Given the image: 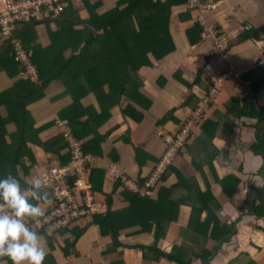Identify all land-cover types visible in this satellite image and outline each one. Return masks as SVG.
<instances>
[{"label":"crops","instance_id":"0c3cea01","mask_svg":"<svg viewBox=\"0 0 264 264\" xmlns=\"http://www.w3.org/2000/svg\"><path fill=\"white\" fill-rule=\"evenodd\" d=\"M109 7L111 6L103 3L97 12L104 13ZM189 9L186 4L173 7L170 31L175 49L157 64L166 82L161 87L156 82L157 76L148 75L147 69H142L138 74V79L142 81L139 92L145 99L142 104L135 99L131 100L134 107L132 109L139 111L136 119L123 114L120 104H104L103 108L94 93L84 96L80 104L76 105L79 112L74 114L75 124L71 129L81 132L86 128L81 134L84 143L94 136L104 137L100 150L106 156L115 150L119 159L99 158L98 167L101 172L96 174V180L100 191L93 193L86 189L82 192H92L97 202L95 212L77 219L61 235H51L36 228L47 252L43 264H172L158 250L167 253L179 251L180 247L190 244L193 237L201 238L195 231L186 233L193 212L189 203L180 205L177 219L168 224L166 233L158 240L155 250L150 248L156 243L154 229L141 232L139 225L133 224L131 218L122 224L116 240L110 234L101 233L94 221V215L106 213L108 210L122 215L121 212L130 205L128 192L108 173L109 168L116 167L140 186V182L150 176L164 153L165 145L161 133L175 132L181 124L206 106L205 122L193 129V136L188 141L193 150L189 152L186 149L176 159L161 187L172 189L178 186L171 199L185 195L187 184L182 183L179 186V173L187 181L198 182L204 193L210 191L214 198H223L224 187L217 182L212 167L209 166L215 156L213 165L221 179L234 175L241 180L239 188L233 191L232 198H229L221 210L214 212L215 220H220L226 229L229 225L233 229L231 235L220 241L223 246L216 256L218 261L215 264H264V217L259 218L255 213L257 194L264 190V154H257L253 150L258 141L259 121L239 115L240 108L236 106L238 102L242 106L245 100L256 99L264 107V85L254 93L251 83L243 78L244 74L264 64V38L258 41L239 40L243 33L253 27H264V0H217V6L207 14L209 23L222 35L220 41L224 44L223 49L214 40L204 39L203 33L200 41L189 43L187 30L198 21L199 15L195 10L189 13ZM37 30L43 41L48 33L47 26L39 25ZM4 45L0 39V57L8 58L9 53ZM46 45L43 42V46ZM0 65L3 64L0 62ZM14 82L6 71L0 70V93L11 88ZM213 91L216 92L213 94ZM105 92L108 93L107 88ZM233 99H237V104L230 110ZM107 100L108 98H104L103 101ZM73 101L62 82L54 81L45 90V96L28 107L43 142L52 143V140L61 137L62 132L57 122L67 121L63 114L70 109ZM125 101L123 97L121 104ZM110 105L113 106L107 112L105 109ZM3 109L0 108V112L4 113ZM209 121L214 122L216 127L212 156L201 152L200 144L195 143L196 138L203 133V126ZM7 131L12 136L16 134L17 127L14 123H9ZM59 144L62 141L58 140L46 152L42 147L28 143L34 151L36 162L31 166L28 159L25 161L26 166H30L26 175L21 170L25 180L40 176L43 170L53 164H60L61 156L58 157L52 151L57 150ZM96 148L92 150L95 151ZM136 149L142 150L139 157ZM60 152L63 155L67 151ZM90 156L93 160L94 155ZM80 178L87 182V173ZM143 186L144 184L140 187ZM160 188L158 186L152 194L145 196L158 199ZM74 194L81 198L78 190H74ZM108 197H111V206L108 204ZM38 203L46 210L52 200L49 202L45 198ZM208 217L209 210L206 209L198 219L205 222ZM119 223L120 221L117 222ZM213 225L215 222L211 223V228ZM229 239L232 241L225 246V241ZM0 264H9L6 257H0Z\"/></svg>","mask_w":264,"mask_h":264},{"label":"trees","instance_id":"16d2710c","mask_svg":"<svg viewBox=\"0 0 264 264\" xmlns=\"http://www.w3.org/2000/svg\"><path fill=\"white\" fill-rule=\"evenodd\" d=\"M105 1L73 0L70 6L60 14H50L41 18L34 17L19 24L16 35L21 40L29 61L35 66L36 75L25 73L23 62L16 61L14 58L15 52L11 41L9 39L2 40L9 56L8 58L0 57V62L3 64L0 65V70L6 71L8 77L15 82L11 88L0 93V108H4V113L0 112V177L8 174L14 175L21 180L23 186L27 187L24 184L26 178L21 175V170L25 172V175L27 174L30 168V166H26L27 159L31 162V166L36 162L34 151L28 143L32 146H40L49 152L50 147L60 140L62 144H59L58 149H52L58 157L61 156V162L58 164L66 165L71 162V154L63 135L52 140V143L50 141L43 142L35 127V121L28 111L31 104L45 96V90L54 81L62 82L66 93L70 94L74 100L70 109L63 114L70 127H74V114L79 112L76 105H79L86 95L94 93L103 108L104 104H120L123 114L136 119L139 111L132 109L134 107L131 105V100L135 99L142 104L145 99L139 92V88L142 86V81L140 78L138 79L140 71L147 69L148 75L157 76L156 82L161 87L166 82V78L160 74L157 64L175 49L170 31L173 7L188 4L190 0H113L111 7L100 14L97 10ZM188 8H190L189 13L192 10L198 13L195 6L191 5ZM42 24L48 28V33L43 41L37 30V27ZM202 33L203 26L199 20L195 21L187 30L186 36L189 43L195 44L200 41ZM219 36L222 35L219 33ZM263 38L264 27H253L243 33L239 40L258 41ZM43 42L47 43L46 47L43 46ZM243 78L246 82L251 83L252 91L257 93L264 85V64L244 74ZM106 88L108 93L105 92ZM123 97H125L126 103L124 102L122 105ZM104 98H108V100L104 102ZM236 104L237 99H233L229 109L233 110ZM112 106L106 107L105 110L108 112ZM236 106L240 108L239 113L241 114L239 115L258 119V141L253 146V150L257 154H264V107L256 99L245 100L242 106L238 102ZM9 123H14L17 127L16 134L12 136L7 131ZM73 129L74 136L82 143L84 155H94V158L85 165L87 182L83 181L79 175H75L68 177V185L72 187L73 191L78 190L80 195L86 189L96 193L100 191V185L96 180V174L101 172V168L98 167L99 158L111 160L112 158L119 159V157L115 150L109 156L100 150L102 149L100 143L104 137L94 136L93 139L84 143L81 134L86 131V128H83L81 132ZM215 132L214 122L205 123L203 133L195 140V143L200 144L201 152L212 156L211 148L214 147ZM192 136L191 133L188 141ZM188 141L179 156L186 149L189 152L193 150L192 145H188ZM92 148H96V150L93 151ZM59 149L67 152L61 155ZM140 152H142L141 149H136L137 157ZM214 158L215 156H213ZM213 159L209 162V166L212 167L217 182L224 187L225 196L223 198H214L210 191L204 193L198 182L187 181L178 173L179 186L186 183L187 192L181 197L171 199L178 186L172 187V189L161 187L171 171L170 167V171L163 175V180L159 185V188L161 187L159 197L156 200L149 196L132 193L118 180L117 183L128 192L129 207L121 212L122 215L114 213L113 210L96 213L94 215L95 223L103 235L110 234L117 240L122 224L133 218V224L139 225L141 232L154 229L156 243L150 248L155 250L158 240L165 235L168 224L177 219L180 205L189 203L193 212L186 233L195 231L202 237H193V241L180 247L179 251L170 253L158 251L172 264H199V262L208 264L209 258L216 252L218 243L233 233L230 225L226 229L220 220H215L214 212L224 207L229 198H232L233 191H236L241 184V180L234 175L221 179L215 170ZM100 175L102 174L100 173ZM145 181L142 180L140 186ZM46 192V198L51 202L52 197L48 191ZM166 199L167 202H165ZM107 201L111 206V197H108ZM52 205L53 201L47 209ZM206 209L209 210V217L207 221L201 222L198 218ZM45 211L47 210H44V213ZM255 213L259 218L264 217V190L257 194ZM124 217L127 219L124 220ZM118 221H120L119 224H117ZM212 222H215L213 228H211ZM71 224L65 225L57 233L48 234H64ZM42 230L46 231L45 228ZM231 241V239L226 240L224 245L228 246ZM6 260L12 264L7 257ZM216 261H218V257L213 260L212 264H215Z\"/></svg>","mask_w":264,"mask_h":264},{"label":"built area","instance_id":"2783aa9c","mask_svg":"<svg viewBox=\"0 0 264 264\" xmlns=\"http://www.w3.org/2000/svg\"><path fill=\"white\" fill-rule=\"evenodd\" d=\"M72 1L0 0V37L2 40L9 39L11 41L15 52L14 58L16 61L23 62L27 75H36L37 72L35 66L29 61L21 40L16 35L19 24L34 17L41 18L50 14H60L70 6ZM192 5L197 8L198 20L204 27L203 38L214 40L215 43H218L220 49L225 48L220 41L219 31L206 18V13L217 6V1L192 0ZM220 49L218 50L221 52ZM215 92L213 91V94ZM202 112L203 110L199 109L192 118L181 124L175 132L161 133L165 150L143 187H140L128 175L122 174L116 167L109 168L108 173L120 180L125 188L133 192L140 193L143 196L152 194L161 184L163 175L169 171L179 157V153L184 149L190 138L192 127L202 121L204 117ZM57 125L68 144L72 160L66 165L53 164L40 173V176L46 181L45 191L50 193L53 205L46 209L47 211L42 217L26 218V223L30 226L40 228V230L45 228L48 233H57L65 225L97 210V202L92 192L86 191L80 195L81 198H78L72 187L68 185V177L84 176L85 165L92 157L84 155L82 143L74 136L67 121L59 120Z\"/></svg>","mask_w":264,"mask_h":264},{"label":"clouds","instance_id":"9594fccd","mask_svg":"<svg viewBox=\"0 0 264 264\" xmlns=\"http://www.w3.org/2000/svg\"><path fill=\"white\" fill-rule=\"evenodd\" d=\"M186 5L191 7L192 0ZM24 184L27 187L11 174L0 177V257H7L12 264H43L46 249L26 218L44 216L38 202L47 196L46 181L34 176Z\"/></svg>","mask_w":264,"mask_h":264},{"label":"rangeland","instance_id":"374dc122","mask_svg":"<svg viewBox=\"0 0 264 264\" xmlns=\"http://www.w3.org/2000/svg\"><path fill=\"white\" fill-rule=\"evenodd\" d=\"M110 3H112L110 0H106V1H105V6H107V4H108V6H111ZM98 13H99V12H98ZM100 14H101V13H100ZM206 18H208V14H207V13H206ZM45 38H46V37H45ZM206 108H207V106L204 107V108H202V110H203L202 114L204 115V117H203L202 121L199 122L198 125L192 127V129H191V133H192V134L194 133L193 129H194L195 127H198L199 125H203V123L205 122V120H206V118H205V109H206Z\"/></svg>","mask_w":264,"mask_h":264},{"label":"water","instance_id":"95a60500","mask_svg":"<svg viewBox=\"0 0 264 264\" xmlns=\"http://www.w3.org/2000/svg\"><path fill=\"white\" fill-rule=\"evenodd\" d=\"M222 246H223V242H220L219 244H218V246H217V249H216V252H215V254L211 257V258H209V260H208V264H211V262L213 261V259L217 256V254L219 253V251H220V249L222 248Z\"/></svg>","mask_w":264,"mask_h":264}]
</instances>
